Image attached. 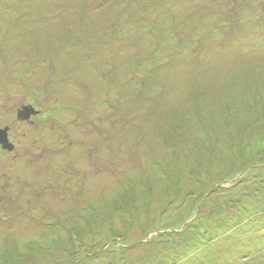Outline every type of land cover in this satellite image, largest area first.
<instances>
[{
    "label": "rangeland",
    "instance_id": "rangeland-1",
    "mask_svg": "<svg viewBox=\"0 0 264 264\" xmlns=\"http://www.w3.org/2000/svg\"><path fill=\"white\" fill-rule=\"evenodd\" d=\"M0 130V264H264V0H0Z\"/></svg>",
    "mask_w": 264,
    "mask_h": 264
},
{
    "label": "water",
    "instance_id": "water-1",
    "mask_svg": "<svg viewBox=\"0 0 264 264\" xmlns=\"http://www.w3.org/2000/svg\"><path fill=\"white\" fill-rule=\"evenodd\" d=\"M27 115L25 119H29L30 116L33 114L32 109H26ZM3 147L4 150L12 151L14 146L9 141V134L7 130H0V147Z\"/></svg>",
    "mask_w": 264,
    "mask_h": 264
},
{
    "label": "flooded vegetation",
    "instance_id": "flooded-vegetation-1",
    "mask_svg": "<svg viewBox=\"0 0 264 264\" xmlns=\"http://www.w3.org/2000/svg\"><path fill=\"white\" fill-rule=\"evenodd\" d=\"M1 147H2V146H1ZM1 147H0V148H1Z\"/></svg>",
    "mask_w": 264,
    "mask_h": 264
}]
</instances>
